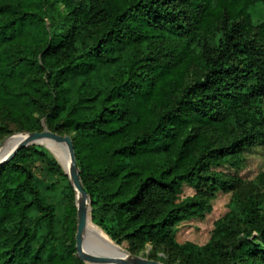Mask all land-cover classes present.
Instances as JSON below:
<instances>
[{
  "label": "trees",
  "instance_id": "1",
  "mask_svg": "<svg viewBox=\"0 0 264 264\" xmlns=\"http://www.w3.org/2000/svg\"><path fill=\"white\" fill-rule=\"evenodd\" d=\"M256 3L0 0V139L10 124L35 131L43 120L70 135L92 228L133 253L150 243L169 264H264V188L239 189L213 169L264 144ZM68 178L37 143L0 165V264H85ZM186 182L197 191L180 199ZM224 188L237 209L210 241L178 242L175 225L205 216Z\"/></svg>",
  "mask_w": 264,
  "mask_h": 264
},
{
  "label": "rangeland",
  "instance_id": "2",
  "mask_svg": "<svg viewBox=\"0 0 264 264\" xmlns=\"http://www.w3.org/2000/svg\"><path fill=\"white\" fill-rule=\"evenodd\" d=\"M248 10L250 13L251 20L250 26L255 31L260 32L262 36H264V32H262V30H264V3L252 4L249 6ZM43 125H47L45 120H43ZM10 126L12 127L13 131L4 135L0 139V141L9 135L26 132L15 131L13 129L15 127L14 124H10ZM37 144L44 145L55 156V158L66 173L65 167L60 158L45 143ZM243 157V162L238 165H232L231 163H223L219 166H214L213 169H216L217 171H221L223 174L236 178L237 180L235 183H237L239 189L246 187L249 190H253L254 192L260 191L261 193L262 190L259 189L264 188V144H259L252 148L246 149L243 153ZM39 175L42 176V174ZM68 182L71 183L73 187L72 202L76 205L77 218L79 201L78 194L71 182L70 177L68 178ZM56 183L57 185L53 197L59 203L57 207L59 214L63 215L61 213L64 207V203L66 201L65 196L63 194L65 193L64 190L66 189V184L62 179L58 177H56ZM196 191L197 189L192 184L186 182L182 187L180 199H185L188 196H192L196 193ZM260 199L263 201L264 204V195H260ZM89 202L91 204L90 198ZM209 204L210 210L205 216L192 217L190 219L183 220L175 225V235L178 242L184 243L189 241L199 247H203L204 245H206L210 241L218 221L232 209H237V205L235 202V190L232 188L219 189L215 193L214 197L209 201ZM90 214H92V204L90 206ZM61 222L62 217L60 216L59 221L57 223L58 230H62ZM120 246H122L123 249H125L128 253L133 254L141 259H150L156 262L157 264H169L161 259V256H164L163 252H159L157 255H152V244L150 243L147 244L146 247L143 248L139 253L131 252L124 245ZM85 264L87 263L85 262Z\"/></svg>",
  "mask_w": 264,
  "mask_h": 264
},
{
  "label": "water",
  "instance_id": "3",
  "mask_svg": "<svg viewBox=\"0 0 264 264\" xmlns=\"http://www.w3.org/2000/svg\"><path fill=\"white\" fill-rule=\"evenodd\" d=\"M23 133L25 137L22 138L11 151L0 157V165L11 161L21 148L33 143H43V140H53L57 143L64 144L70 160V172L66 171V173L69 175L78 196L79 194L81 195V201L78 202L76 247L77 254L82 260H84L87 264H157L150 259H141L133 254L128 253L125 249H123L122 246L114 241L113 242L115 245L122 250H118V252H110L99 244H87L85 240V231L89 223L88 210L90 213V195L82 183L81 171L77 164L76 152L72 137L67 134H60L56 131H53L49 129L47 125H44L43 130L26 131ZM16 134L17 133L12 135ZM7 137L0 141V148L3 147Z\"/></svg>",
  "mask_w": 264,
  "mask_h": 264
},
{
  "label": "bare ground",
  "instance_id": "4",
  "mask_svg": "<svg viewBox=\"0 0 264 264\" xmlns=\"http://www.w3.org/2000/svg\"><path fill=\"white\" fill-rule=\"evenodd\" d=\"M24 133H17L16 135L8 136L6 138V141L3 145V147L0 148V157L7 154L9 151H11L18 143L19 141L24 138ZM43 144L45 143L62 161L66 171L70 172V160L66 151V148L64 144L57 143L53 140H43ZM78 199L81 201V195L79 194ZM88 218L89 223L87 226V229L85 231V240L87 244H99L104 249L108 251H117L122 250L119 247L115 245L113 241L108 239L106 236L96 232L92 226H91V217L88 210Z\"/></svg>",
  "mask_w": 264,
  "mask_h": 264
}]
</instances>
